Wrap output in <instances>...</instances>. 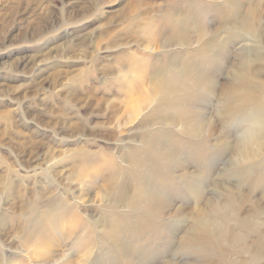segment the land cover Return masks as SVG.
<instances>
[{
  "label": "rangeland",
  "instance_id": "rangeland-1",
  "mask_svg": "<svg viewBox=\"0 0 264 264\" xmlns=\"http://www.w3.org/2000/svg\"><path fill=\"white\" fill-rule=\"evenodd\" d=\"M0 264H264V0H0Z\"/></svg>",
  "mask_w": 264,
  "mask_h": 264
},
{
  "label": "bare ground",
  "instance_id": "bare-ground-1",
  "mask_svg": "<svg viewBox=\"0 0 264 264\" xmlns=\"http://www.w3.org/2000/svg\"><path fill=\"white\" fill-rule=\"evenodd\" d=\"M232 110V109H231ZM230 110V111H231ZM252 121H254V123L256 122L257 123V121H255V119H253ZM253 136H255V134L253 133V132H250L249 134H248V136H247V141H246V143H248V145H245L244 146V149H243V154L244 155H249L250 153H252V152H254L255 151V149H254V147H252V146H249V144L250 143H252L253 141ZM255 143V142H254ZM256 147H258V146H256ZM205 225H200V227H198L196 230H194V235H193V237H194V240L195 239H197V238H199V237H201V235L203 234V233H201V229H203L204 230V227ZM220 226H222L221 224H220ZM219 226V227H220ZM223 227V226H222ZM203 236V235H202ZM192 239V238H191ZM193 240V241H194ZM189 241V240H188ZM192 243V242H191Z\"/></svg>",
  "mask_w": 264,
  "mask_h": 264
}]
</instances>
